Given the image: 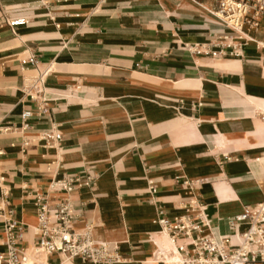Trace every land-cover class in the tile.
<instances>
[{"label": "crops", "instance_id": "obj_1", "mask_svg": "<svg viewBox=\"0 0 264 264\" xmlns=\"http://www.w3.org/2000/svg\"><path fill=\"white\" fill-rule=\"evenodd\" d=\"M207 5L2 0L7 16L24 20L0 26V179L24 225L23 247L36 241L35 196L72 174L96 177L70 196L75 226L91 224L125 264H167L158 220L195 218L192 199L206 204L215 233L244 229L229 218L264 199V11L235 56L218 44L244 41ZM39 77L32 99L27 89ZM49 130L62 134L53 146L41 139ZM168 239L181 257L177 245L193 247L185 236ZM3 240L0 226V254Z\"/></svg>", "mask_w": 264, "mask_h": 264}, {"label": "built area", "instance_id": "obj_2", "mask_svg": "<svg viewBox=\"0 0 264 264\" xmlns=\"http://www.w3.org/2000/svg\"><path fill=\"white\" fill-rule=\"evenodd\" d=\"M195 1L201 4L208 2V8L223 18L228 28L241 33L236 38L244 43L235 44L233 36H226L224 39L229 41L228 44L218 46L222 49L231 48L232 55H243L242 48L247 39L242 33L248 34L249 31L259 28L264 0ZM0 14V26L7 24L14 29L24 21L7 16L2 9V0ZM260 45L264 46L263 43ZM213 54L216 55V52ZM30 61L36 62L35 57H30ZM42 81L43 77L36 78L28 87L27 94L32 99H37L32 91L35 90L36 94L41 92L38 90V84ZM31 115V111H25L22 117L26 119ZM260 116L264 123V112H261ZM6 130L8 131V128ZM61 138L62 134L54 130L41 134V139L49 146H53ZM28 144L26 141L25 145ZM95 179V175L91 173L65 175L51 182L49 194L35 196L38 204V224L35 228L36 241L32 253L22 246L25 228L14 219L15 211L7 202L9 191L0 179V226L4 230V251L0 254V264H47L39 259L40 255L49 257L55 254L68 260H80L89 264H125L128 259L121 248L116 244L98 240L91 224H86L83 228L75 226L79 215L70 196L76 190L93 188ZM151 190L157 191L155 186H151ZM188 207L196 212L195 218L180 217L170 220L163 217L158 220L163 231L172 236L174 243L180 236L192 240L193 247L190 249L184 244L177 245L183 257L179 264H264V199L255 210L245 208L242 213L229 218L228 224L231 227L245 226L233 236L214 232L206 212V204L192 199L188 202ZM194 233L197 235L194 236Z\"/></svg>", "mask_w": 264, "mask_h": 264}, {"label": "bare ground", "instance_id": "obj_3", "mask_svg": "<svg viewBox=\"0 0 264 264\" xmlns=\"http://www.w3.org/2000/svg\"><path fill=\"white\" fill-rule=\"evenodd\" d=\"M195 1V0H194ZM216 14V13H215ZM217 15V14H216ZM224 23L225 21L223 20V18H221L219 15H217ZM238 32V31H236ZM239 34H241L240 32H238ZM242 36H249L248 34L246 33H242ZM247 50V49H246ZM259 165V164H258ZM263 165V164H262ZM262 169V168H261ZM163 234H165V236H160L161 238V242H162V247H163V250L160 251V253L158 254L159 255V258L161 260H164L167 262V264H179L180 262L183 261V257L181 256H178L177 254H173L171 252V249L170 247L168 246V237L170 238V240H173L172 236L166 232V231H163ZM34 250V247L30 250H28V252L32 253ZM158 253V252H157ZM177 253V252H176ZM157 255V256H158ZM43 256V255H40V257ZM39 257V259H41ZM157 259V258H156ZM161 262V261H160ZM154 263H157V262H154ZM163 263V262H162ZM165 263V262H164Z\"/></svg>", "mask_w": 264, "mask_h": 264}]
</instances>
